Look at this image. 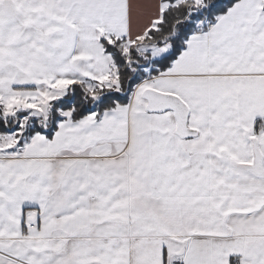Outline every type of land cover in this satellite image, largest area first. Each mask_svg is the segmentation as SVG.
<instances>
[{
    "label": "crops",
    "instance_id": "obj_1",
    "mask_svg": "<svg viewBox=\"0 0 264 264\" xmlns=\"http://www.w3.org/2000/svg\"><path fill=\"white\" fill-rule=\"evenodd\" d=\"M44 2L69 3L71 26L58 25L59 4L42 31L18 40L3 26L0 82L14 84L2 97L108 77L100 31L136 41L163 9L162 0ZM263 2L235 3L129 103L79 120L68 112L51 138L0 136V264H264ZM144 48L153 60L172 51ZM161 94L188 107L185 137Z\"/></svg>",
    "mask_w": 264,
    "mask_h": 264
},
{
    "label": "rangeland",
    "instance_id": "obj_2",
    "mask_svg": "<svg viewBox=\"0 0 264 264\" xmlns=\"http://www.w3.org/2000/svg\"><path fill=\"white\" fill-rule=\"evenodd\" d=\"M209 1L210 0H190L191 16L197 17L200 12L205 13L206 18L203 22L207 29H209L213 24L211 19L208 18V13L211 7V2ZM54 4H59L64 12L62 21L58 25L64 24V26H69L71 22H67V16H69L67 12L70 10H67L66 12L64 11L69 3H46L44 0L37 2H33L32 0H0V43L5 42V32L3 26H10L11 28H14L15 36L19 40V37H22L21 32L27 33L30 30L33 32L36 29L42 31L47 25H52L53 22L50 20V15L48 13L51 10H54L56 13L62 11L59 7L54 6ZM198 23L200 24V22ZM152 29L154 31L157 30V25L152 26ZM103 34L108 33L100 31V35L102 36ZM47 37H50V34H48ZM106 39L108 44L113 45L114 48H117L122 53L127 64L131 62L130 52L132 49L137 50L141 54H147V57L144 58L140 64L141 68H132L133 73L142 76V71H144L142 66L146 65V63H151L153 60L150 51L145 50L144 48L146 46H156L153 42L157 40L153 37L152 33L148 32L140 37V39H137V41L124 44H117L116 41L112 40L109 35H106ZM18 61L19 58L17 57L16 62ZM82 79H79V81L81 82L84 80ZM142 83L143 82L140 84ZM13 84L14 83L12 81H2L0 82V88L8 89L11 88ZM51 84L46 82V85L48 86L47 89L44 87L43 89L41 87L39 91L43 89V92L39 93L37 91V94H30L35 95L30 99H27L26 97H24V99L7 98L6 96L2 97L0 94V112L1 115L9 122V132L11 133L9 134L12 136L14 144H22L25 142L27 140L28 133L34 126H38L40 124L44 127H48V125H51V123L55 120V114L57 115L56 118L62 117L63 119L64 115L68 112L72 115V111L65 110L63 106L65 104L60 101L70 93V90H68L69 82L61 81ZM140 84L135 86L132 91V96ZM84 86L85 87L83 89L85 90L86 95H89L90 98H93L94 100H99L109 91H120L122 83L119 71H117V69H113L108 77L97 82H86ZM34 89L38 90L36 87ZM50 111H52V114H50ZM34 215L36 218L31 222V224H36L37 220L38 229L39 214L34 213ZM37 229L35 230L29 227L28 231L31 235H35ZM28 237H30V235H27L25 238Z\"/></svg>",
    "mask_w": 264,
    "mask_h": 264
},
{
    "label": "trees",
    "instance_id": "obj_3",
    "mask_svg": "<svg viewBox=\"0 0 264 264\" xmlns=\"http://www.w3.org/2000/svg\"><path fill=\"white\" fill-rule=\"evenodd\" d=\"M238 1L239 0H210L211 7L208 13V18L214 23ZM162 4L163 9L161 17L154 23V25H157V30L154 31L152 27H150L146 33H152L153 37L157 40L153 43L158 47L171 44V53L159 60H152L151 63H146V65L142 66L144 71H142V76H140L133 73L132 68H141L140 64L142 60L147 57V54H141L137 50L132 49L130 52L132 63L130 62L127 64L122 53L117 48H114L113 45L107 43L106 35L111 36L112 40L116 41L117 44H124L132 41H129L125 37H117L110 34H103L100 36L103 50L111 58L110 74L113 69L119 71L122 83L121 90L109 91L99 100H94L93 98H90L89 95H86L85 90L83 89L85 87L84 84L86 82H97L102 79L84 77V80L81 78L83 80L81 82L79 79L71 81L68 84V90H70L69 95L62 98L60 101L65 104L63 105L65 110L72 111V118L74 120H79L92 113L102 115L104 112L112 110L117 105L129 103L132 91L136 85L151 77L166 72L167 68L185 48L187 41L193 35L206 32L207 27L203 22L206 15L205 13L200 12L197 17L191 16L190 0H162ZM198 22H200V24ZM50 114H52V111H50ZM56 117L57 115L55 114V120L51 125H48V127H44L40 124L34 126L28 133L27 139L36 133H42L48 138H51L56 131L59 122L63 120L62 117ZM9 131V122L0 112V136L10 135L11 133Z\"/></svg>",
    "mask_w": 264,
    "mask_h": 264
},
{
    "label": "water",
    "instance_id": "obj_4",
    "mask_svg": "<svg viewBox=\"0 0 264 264\" xmlns=\"http://www.w3.org/2000/svg\"><path fill=\"white\" fill-rule=\"evenodd\" d=\"M148 92V91H147ZM160 96V95H159ZM154 97L156 96H149L144 95V98L148 100V109L149 110H157V109H152L151 103L154 102ZM161 98L163 99L164 106L162 107L163 111H173L176 116L177 120V134L180 137H185V131L187 129V121H188V114L189 110L188 107L182 102L180 98L174 95H166V94H161ZM160 110V111H162ZM255 172L260 173L261 168H260V157L257 152V161H256V168L254 169Z\"/></svg>",
    "mask_w": 264,
    "mask_h": 264
},
{
    "label": "built area",
    "instance_id": "obj_5",
    "mask_svg": "<svg viewBox=\"0 0 264 264\" xmlns=\"http://www.w3.org/2000/svg\"><path fill=\"white\" fill-rule=\"evenodd\" d=\"M32 216H33V220H32V221H34L35 218H36L35 215H34V213H33ZM32 216H31V217H32ZM32 221H31V222H32ZM31 222H28L27 227H28V228L31 227L32 229H35V230H36V229H37V220H36V224H35V223H34V224H31Z\"/></svg>",
    "mask_w": 264,
    "mask_h": 264
}]
</instances>
